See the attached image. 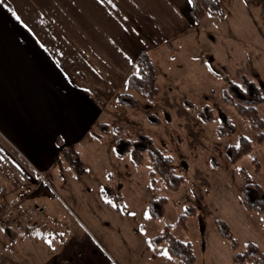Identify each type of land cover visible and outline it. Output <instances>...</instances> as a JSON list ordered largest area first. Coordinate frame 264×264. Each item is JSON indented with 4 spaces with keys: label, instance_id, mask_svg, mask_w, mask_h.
<instances>
[{
    "label": "crops",
    "instance_id": "1",
    "mask_svg": "<svg viewBox=\"0 0 264 264\" xmlns=\"http://www.w3.org/2000/svg\"><path fill=\"white\" fill-rule=\"evenodd\" d=\"M218 1L225 15L208 16L196 24L190 0H3L0 221L12 220L18 209L29 218V202L40 183L36 177L53 175L68 194L69 187L58 173L65 168L57 166L62 147L81 158L101 140L99 125L119 116L116 98L126 91V79L142 51L156 64L162 86L194 77L205 62L216 61V46L226 38L235 40L240 28L232 29L228 21H245L253 8L251 0ZM189 46L193 52L187 53L188 63L182 67L180 56ZM97 155L108 156L103 150ZM197 172L196 177L202 171ZM201 174L196 188L207 211L199 212L213 220L201 225L197 263L246 264L235 260L214 221L223 219L243 243L253 242L264 252L262 217L244 206L240 190L245 184L235 188L220 182L208 197L202 189L209 183L202 184L200 179H210Z\"/></svg>",
    "mask_w": 264,
    "mask_h": 264
},
{
    "label": "rangeland",
    "instance_id": "2",
    "mask_svg": "<svg viewBox=\"0 0 264 264\" xmlns=\"http://www.w3.org/2000/svg\"><path fill=\"white\" fill-rule=\"evenodd\" d=\"M251 1L252 12L245 21H228L232 29L240 28L235 40L226 38L216 46L214 63L205 62L198 75L184 81L178 78L177 83L165 86L158 81L161 89L158 98L143 100L137 111L120 107L119 116L108 120L111 134L102 133L101 140L82 153L85 174L78 175L67 165L65 172L58 171L62 182L69 187L68 194L63 193L53 175L35 178L40 183L30 197L33 207L29 204V218L18 209L12 220L0 221V264H178L170 254L163 255L166 245L154 246L148 240L170 225L173 234L191 242L199 255L202 240L198 234L201 225L213 220L212 216L199 212L190 217L187 231L178 221L190 204L207 211L206 202L200 198L201 191L196 188V183H201L197 180L199 174L210 179H200L202 184L209 183L202 189L208 197L220 182L235 188L249 183L241 169L264 188V142L256 143L257 134L224 101L227 84L220 76L222 71L237 82L246 75L264 87V0ZM185 51L180 56L182 67L188 63L187 53L193 52L190 46ZM208 108L214 110L216 123H206L199 116V110L206 112ZM258 108L264 119V103ZM151 113L160 120V125L150 123L147 115ZM227 119L237 132L220 138L218 128ZM117 128L131 140L144 133L159 146H166L175 159L177 173L187 179L181 191H170L162 182L151 184V160L147 154L139 165L133 164L135 159L131 154L118 155L115 142L119 136L113 132ZM241 134L252 140L254 148L231 165L226 161V151L238 143ZM99 150L108 156L100 158ZM212 161H218L219 166L214 167ZM196 171L202 172H197L196 177ZM105 193L122 197L125 208L106 198ZM163 196L169 200L167 213L159 219L146 217L144 212H148L149 203ZM261 217L264 231V216ZM3 226L11 227L13 239L6 235Z\"/></svg>",
    "mask_w": 264,
    "mask_h": 264
},
{
    "label": "trees",
    "instance_id": "3",
    "mask_svg": "<svg viewBox=\"0 0 264 264\" xmlns=\"http://www.w3.org/2000/svg\"><path fill=\"white\" fill-rule=\"evenodd\" d=\"M191 16L196 24H200L206 17H223L225 10L218 0H190ZM158 69L150 54L142 51L136 61L135 69L126 79V91L118 94L116 103L123 109L137 111L141 108L143 100L153 101L160 95V86L158 84ZM221 78L226 82L227 88L224 90V101L235 108L237 114L244 123L257 134L256 143L264 142V119L260 115L259 106L264 103V87L262 83L242 75L239 81L230 79L222 71ZM194 110L193 106H191ZM199 116L206 123H216L217 117L214 110L208 108L199 110ZM147 119L153 125H160V120L154 114H148ZM100 130L103 133L110 134L112 131L108 124H100ZM114 134L119 136L116 141L118 155L126 156L131 154L133 164L142 163L144 155L147 154L151 160L150 182L153 186L162 182L170 191L178 192L186 184V177L177 173L176 162L169 154L166 146L161 147L148 134H140L135 140H131L124 135L121 128L114 129ZM237 132L236 126L227 119L224 124L218 128L220 138L228 137ZM254 148V143L250 138L241 134L236 145H231L226 151V161L229 164H235ZM121 149V150H120ZM214 167H218L217 161H212ZM65 165L73 169L76 174L86 173L84 162L76 151L62 147L61 155L57 160V166L60 169ZM259 165V164H258ZM245 175L249 183L240 190V196L246 209L252 214L264 216V188L260 184L253 182L252 177L245 169L240 170ZM259 171V169H258ZM106 194V193H105ZM106 198L113 199L123 209L125 204L122 197H114L106 194ZM169 200L167 197H158L153 199L148 206V213L154 219H159L167 213ZM199 209L195 205L187 206L184 213L180 214L178 221L187 231V220L190 217L197 216ZM214 225L221 237L227 240L234 253L235 260L246 264H264V252L253 242L243 243L231 227L221 218L217 217ZM11 227L3 226L7 236H11ZM154 246L166 245L168 253L178 262V264H198L194 247L191 242H184L177 238L171 231L170 225H166L164 231L148 240Z\"/></svg>",
    "mask_w": 264,
    "mask_h": 264
},
{
    "label": "snow or ice",
    "instance_id": "4",
    "mask_svg": "<svg viewBox=\"0 0 264 264\" xmlns=\"http://www.w3.org/2000/svg\"><path fill=\"white\" fill-rule=\"evenodd\" d=\"M103 2H104V0H101V3H103ZM0 4H3V0H0ZM4 6H5V7H8V5H6V4H5ZM10 11L12 12V15L15 17V19H16L19 23H21V24L23 25L24 28L29 29V31H31V29L29 28L28 24L25 23V21L21 18V16H20L19 14H17V12H16L15 10H11V9H10ZM125 55H126V54H125ZM109 202H111V201H109ZM144 215H145L146 217H149V218H150V214H149L147 211L144 212ZM48 243H49L50 246H52V241H51V240H49ZM53 250H55V249H54V246H53ZM163 255H164V256H168V255H169V253L167 252V250H165V251L163 252ZM169 258H170V257H169Z\"/></svg>",
    "mask_w": 264,
    "mask_h": 264
}]
</instances>
